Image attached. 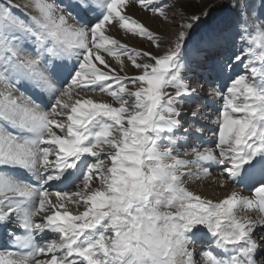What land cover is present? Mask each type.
<instances>
[{
    "label": "snow or ice",
    "instance_id": "6c2138e0",
    "mask_svg": "<svg viewBox=\"0 0 264 264\" xmlns=\"http://www.w3.org/2000/svg\"><path fill=\"white\" fill-rule=\"evenodd\" d=\"M209 15L0 0V264H264V0Z\"/></svg>",
    "mask_w": 264,
    "mask_h": 264
},
{
    "label": "rangeland",
    "instance_id": "374dc122",
    "mask_svg": "<svg viewBox=\"0 0 264 264\" xmlns=\"http://www.w3.org/2000/svg\"><path fill=\"white\" fill-rule=\"evenodd\" d=\"M14 2L17 4H21L22 0H14ZM170 2L172 4L175 2V6L179 10H183L186 15H191V14H198L199 15L204 11H207V12L210 11L209 12L210 15L208 18V19H210V17L213 15V13L220 8L221 0H170ZM254 2L257 6L259 5V0H254ZM145 14H147V13H145ZM147 15L150 16V14H147ZM160 29L161 28H159V30H158L159 32H160ZM158 31H155V32L159 35L164 36L166 40L168 39V35H163V34H161L162 32L159 33ZM164 33H167V32H164ZM135 39H137L139 42L137 44H135L134 46L141 48L143 50L155 51V48H153L152 45L146 39H142V38H135ZM127 42L132 44V41H130V36L128 37ZM125 63L127 64L128 62L125 61ZM112 64H113V67H115L117 70H119V65L117 64V62L115 60L112 62ZM121 74L123 75L124 73H121ZM127 74L129 76H134L137 73H136V70L134 68L129 66L127 68Z\"/></svg>",
    "mask_w": 264,
    "mask_h": 264
},
{
    "label": "bare ground",
    "instance_id": "6f19581e",
    "mask_svg": "<svg viewBox=\"0 0 264 264\" xmlns=\"http://www.w3.org/2000/svg\"><path fill=\"white\" fill-rule=\"evenodd\" d=\"M173 5H175V2L173 3ZM132 15H134L137 18H139L142 21H144L154 31H158L159 28H161L160 32L159 31L158 32L159 33L162 32L161 34H163V35H168L169 32L175 31V29L170 24H164L159 19H156V18L152 17L151 15L149 16V15L145 14L144 12H139L137 9H135V12H133ZM115 32H116V29L114 28L112 30V34H114ZM164 32H167V33H164ZM117 34L120 35L121 32H118ZM130 41H132V44H137L139 42L137 39H135V37H130ZM161 51H163V49H161ZM97 98H99V97H97ZM209 178H210V176L206 177V178H204L202 180H199V182L197 181V182L194 183L196 186L201 185L200 187L205 188V189H203V191L201 193L206 195V197L207 196H211V195L213 196L217 192H219V195L217 193V196L220 197L223 194H228V193H230L232 191L231 188L227 184H225L226 189H224V190H221L220 188H217L215 186H213V187L209 186L208 187L207 186L208 183L205 184V181L208 180Z\"/></svg>",
    "mask_w": 264,
    "mask_h": 264
},
{
    "label": "trees",
    "instance_id": "16d2710c",
    "mask_svg": "<svg viewBox=\"0 0 264 264\" xmlns=\"http://www.w3.org/2000/svg\"><path fill=\"white\" fill-rule=\"evenodd\" d=\"M210 11H208V13H209Z\"/></svg>",
    "mask_w": 264,
    "mask_h": 264
}]
</instances>
